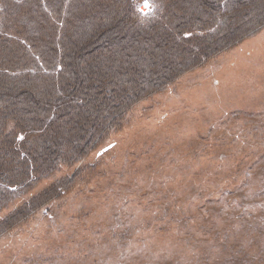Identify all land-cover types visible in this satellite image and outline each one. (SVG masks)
Returning a JSON list of instances; mask_svg holds the SVG:
<instances>
[{"label": "rangeland", "instance_id": "374dc122", "mask_svg": "<svg viewBox=\"0 0 264 264\" xmlns=\"http://www.w3.org/2000/svg\"><path fill=\"white\" fill-rule=\"evenodd\" d=\"M62 178L0 235V264H264V27L133 105L0 220Z\"/></svg>", "mask_w": 264, "mask_h": 264}, {"label": "trees", "instance_id": "16d2710c", "mask_svg": "<svg viewBox=\"0 0 264 264\" xmlns=\"http://www.w3.org/2000/svg\"><path fill=\"white\" fill-rule=\"evenodd\" d=\"M263 27L264 0H0V211L104 144L133 105ZM68 183L5 215L0 235Z\"/></svg>", "mask_w": 264, "mask_h": 264}, {"label": "built area", "instance_id": "2783aa9c", "mask_svg": "<svg viewBox=\"0 0 264 264\" xmlns=\"http://www.w3.org/2000/svg\"><path fill=\"white\" fill-rule=\"evenodd\" d=\"M141 8H143L144 11H148L149 10V8H148V6L146 4H144V5L142 4Z\"/></svg>", "mask_w": 264, "mask_h": 264}]
</instances>
